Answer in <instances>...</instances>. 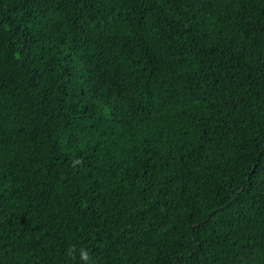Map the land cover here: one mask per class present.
I'll return each mask as SVG.
<instances>
[{
    "label": "trees",
    "instance_id": "16d2710c",
    "mask_svg": "<svg viewBox=\"0 0 264 264\" xmlns=\"http://www.w3.org/2000/svg\"><path fill=\"white\" fill-rule=\"evenodd\" d=\"M0 264H264V0H0Z\"/></svg>",
    "mask_w": 264,
    "mask_h": 264
}]
</instances>
